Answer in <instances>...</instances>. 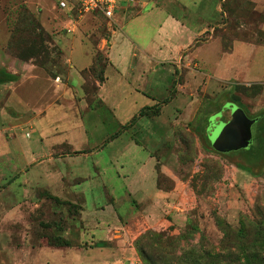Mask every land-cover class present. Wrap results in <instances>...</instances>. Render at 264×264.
Instances as JSON below:
<instances>
[{
    "label": "rangeland",
    "instance_id": "374dc122",
    "mask_svg": "<svg viewBox=\"0 0 264 264\" xmlns=\"http://www.w3.org/2000/svg\"><path fill=\"white\" fill-rule=\"evenodd\" d=\"M56 1L0 0V264H205V253L245 264L246 250L264 264V83L255 96L248 88L255 83L205 85L218 43L264 46V0H164L191 31L169 34L172 58L201 31L194 45L217 40L190 53L198 61L187 64L181 54L161 75L155 101L161 98L166 138L139 120L122 129L151 98L123 99L113 90L102 100L107 70H116L112 31L143 9L122 1L105 19L60 10ZM151 20L131 25L136 42L154 39ZM82 51L90 58L83 84L79 90L73 75L69 91L71 54L86 58ZM244 57L252 68L256 55ZM231 105L260 119L252 127L259 145L222 154L212 146ZM180 117L189 120L174 126ZM39 162L45 178L35 175ZM238 166L250 172L240 176ZM62 241L70 246H52Z\"/></svg>",
    "mask_w": 264,
    "mask_h": 264
},
{
    "label": "crops",
    "instance_id": "0c3cea01",
    "mask_svg": "<svg viewBox=\"0 0 264 264\" xmlns=\"http://www.w3.org/2000/svg\"><path fill=\"white\" fill-rule=\"evenodd\" d=\"M182 1L184 2V0ZM127 5L129 6L139 5L138 6L139 9L140 10L143 9V10L141 12L139 11L140 14H138V16L128 18L123 23H121L119 26L120 30L112 31V35L109 39V42L107 43V46H110V50L112 51L116 70L113 69L107 70L108 79H106V84L104 85V87L106 86L107 88L102 90L103 92L102 100H105L104 102H106L108 98H112V96L114 97V95L110 91L118 90L119 95L121 97L123 96L122 97L123 99H127L132 96L141 94L143 96L152 99L151 106L158 105L160 103L159 100L161 98L157 99L158 101H155L156 99L155 94L157 88L160 86L159 81L162 78L161 75L166 74L169 71V68L167 66L168 63L178 59L181 54H184L186 63L190 64L192 63V61H195L197 60L196 58H198V57H192L190 55L192 51L204 45H208L211 42H217V40H211L210 42L202 46H196V44L194 45L196 39H198L202 35V31H201L195 34V39H193V41L192 39H190L189 42H192L190 45L186 47H180L178 49V54H176V56L172 58L171 54H169L168 52L171 46V44H169V34L172 32H176L178 34H184L185 32L191 33L186 22L183 21L181 18L176 17L175 14L168 13L166 11V5L164 0H135L132 4L127 3ZM175 6L180 8V10L182 11H185L186 9V5H175ZM145 17L146 18L149 17L152 19L150 25L152 26L155 25L154 39L147 44L136 42V37L128 32V30L132 29L131 25H133L135 22L144 19ZM124 26L126 27L124 28ZM119 31L122 34H119ZM217 45L219 49V55L216 57L215 62L209 63L208 71L210 72V74L207 76L205 85L211 84V88L214 89L216 88V84L218 82H223L227 80H237L244 83H250V84L255 83V84L263 85L264 46H256L254 44L246 43L239 40H234L231 43L229 50H225V49L223 50L220 46V43H218ZM79 48L82 50L83 47L79 46ZM163 49H165V51H163ZM72 51L75 50L70 49L69 55L70 53H73ZM82 54L86 58H76L73 54H71L72 64L69 66L70 68L67 70L68 73L66 74L67 75L66 80L70 83V85H66V89L69 91H73L74 89L72 86V79L74 77L73 75L77 76L76 80L79 90H80V86L83 84V79L80 76V71L88 65V63L90 62V58L83 51ZM247 54H251L252 56L256 55V59L254 60V64L252 68H250L251 65L247 63L248 61L246 57H244ZM201 61L204 62V60ZM205 61L207 62V60ZM78 62L79 64H77ZM141 63H144V66H142ZM205 66L207 65L205 64ZM172 81H173V77L171 75V84ZM140 88L141 89L146 88L149 90V92L143 93V91ZM179 97L182 98L181 96ZM169 103L164 104L162 106L161 109L162 112L165 108H167L170 105ZM183 103L187 106L192 104L186 101H184ZM112 104L114 105L112 111H115L116 110L115 107H119V104H114V103ZM161 115L162 113L159 114L157 117H154V122L157 124H152L151 122L153 121V119L150 120V118L148 119L146 117L140 118L138 123H140V125H143V127H145L148 123H150L151 127H149V130H147L150 132L156 130V125L163 128L165 134L163 137H159V138H166L169 134L168 132H166L167 130L165 128V125L162 124L163 122L166 121H163V117ZM188 120L189 119H181L180 117L179 119H176V121L174 120L175 122L174 126L176 124H179L180 122H185ZM213 125L214 124H212V126L208 129V132L213 128ZM159 138L157 137V142ZM157 142L151 144L152 147H154ZM147 161H148L147 165L149 167H151L152 164H154L153 163L154 159L151 156H149ZM41 164L42 163L39 162L36 165H34V166H39L42 171L38 174H35L37 177H39V179L45 178L47 175L46 171L41 167ZM238 172L241 174L240 176L245 177L246 175L245 171L241 170ZM148 186L149 188H147V190L150 193V191H153L152 187H154V183L153 186L151 185L152 187L150 186V183ZM79 262L80 261H78V263ZM88 262L87 264H97L93 262L90 263ZM56 264H58V262H56ZM68 264H76V263L68 261Z\"/></svg>",
    "mask_w": 264,
    "mask_h": 264
},
{
    "label": "water",
    "instance_id": "95a60500",
    "mask_svg": "<svg viewBox=\"0 0 264 264\" xmlns=\"http://www.w3.org/2000/svg\"><path fill=\"white\" fill-rule=\"evenodd\" d=\"M255 122L256 119L247 117L240 107L231 105L229 121L223 124L219 136L212 146L213 150L225 154L247 149L252 143V127Z\"/></svg>",
    "mask_w": 264,
    "mask_h": 264
},
{
    "label": "trees",
    "instance_id": "16d2710c",
    "mask_svg": "<svg viewBox=\"0 0 264 264\" xmlns=\"http://www.w3.org/2000/svg\"><path fill=\"white\" fill-rule=\"evenodd\" d=\"M230 46H231V44L229 46H227V48H225V50H227V49L229 50ZM255 85L256 86L252 85L253 87L252 86L248 87L250 89L251 88H255V91L252 93L254 96L259 94L262 91V88H261V86L259 84H255ZM171 98L172 97L170 95L167 99L164 100L163 104L169 103ZM158 113H159V105L143 107V108H141L139 110V112L136 115H134L132 117V119L127 124L122 126V129L123 130L130 129V128H132L134 126V124L137 123V121L140 118H143V117H149V118L157 117L159 115ZM257 120L259 121L260 119H256V122H257ZM256 122H255L254 125H256ZM211 126H212V123H210V121H209V123H208V125L206 127V130L208 131V129ZM253 128H254V126H253ZM114 137H116V136H114ZM253 145H259V141H258L257 136L252 139V144H250V146L247 149H245V150L243 149V150L244 151L252 150ZM243 150H240L239 152H241ZM239 168H241L245 172H250L246 168H243V167H239ZM53 199L55 201H58L57 198H53ZM74 206L75 205H72V207H74ZM242 236H245V231H243ZM255 241H256V243H258V239H256ZM52 246H54V247H69L70 244L67 241H62V242H60L58 244H53ZM249 252L250 251H247V250L243 252V254H244V263L245 264H262L260 262V260H262L263 258L259 257L258 253L254 254V255H250ZM205 255L208 257L205 264H227V260H228L227 256L213 258V256L211 254H209V253H205ZM148 262H149V264H154L153 261H151L149 259H148ZM235 262H237V259L235 260Z\"/></svg>",
    "mask_w": 264,
    "mask_h": 264
},
{
    "label": "built area",
    "instance_id": "2783aa9c",
    "mask_svg": "<svg viewBox=\"0 0 264 264\" xmlns=\"http://www.w3.org/2000/svg\"><path fill=\"white\" fill-rule=\"evenodd\" d=\"M122 1L132 4L135 0H57L56 4L60 10L71 11L76 8L79 12L98 14L105 19H113Z\"/></svg>",
    "mask_w": 264,
    "mask_h": 264
}]
</instances>
